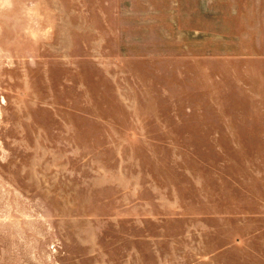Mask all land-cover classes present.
<instances>
[{"label": "rangeland", "instance_id": "rangeland-1", "mask_svg": "<svg viewBox=\"0 0 264 264\" xmlns=\"http://www.w3.org/2000/svg\"><path fill=\"white\" fill-rule=\"evenodd\" d=\"M0 264H264V0H0Z\"/></svg>", "mask_w": 264, "mask_h": 264}]
</instances>
